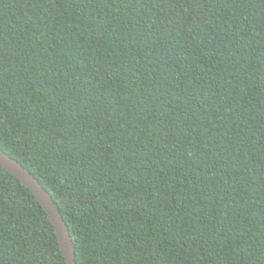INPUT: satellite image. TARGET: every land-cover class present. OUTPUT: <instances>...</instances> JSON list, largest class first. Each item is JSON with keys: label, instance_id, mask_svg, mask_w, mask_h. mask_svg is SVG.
<instances>
[{"label": "trees", "instance_id": "obj_1", "mask_svg": "<svg viewBox=\"0 0 264 264\" xmlns=\"http://www.w3.org/2000/svg\"><path fill=\"white\" fill-rule=\"evenodd\" d=\"M0 148L76 264H264V0H0ZM0 264H66L1 165Z\"/></svg>", "mask_w": 264, "mask_h": 264}, {"label": "water", "instance_id": "obj_2", "mask_svg": "<svg viewBox=\"0 0 264 264\" xmlns=\"http://www.w3.org/2000/svg\"><path fill=\"white\" fill-rule=\"evenodd\" d=\"M0 165L21 180L40 201L54 226L66 264H76L74 242L70 229L51 194L27 167L1 148Z\"/></svg>", "mask_w": 264, "mask_h": 264}]
</instances>
